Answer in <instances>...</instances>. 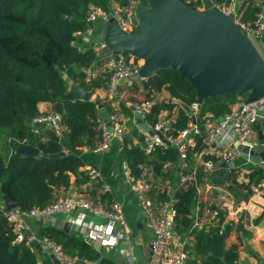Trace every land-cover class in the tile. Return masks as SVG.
Returning <instances> with one entry per match:
<instances>
[{
  "label": "trees",
  "instance_id": "1",
  "mask_svg": "<svg viewBox=\"0 0 264 264\" xmlns=\"http://www.w3.org/2000/svg\"><path fill=\"white\" fill-rule=\"evenodd\" d=\"M110 2L124 5L127 0H0V133L3 131L10 138L8 143L11 147V154L6 158L0 153V194L16 202L19 210L42 207L51 202L53 192L66 188L70 176L77 174L87 163L78 148L93 145L96 141L98 110L93 101L75 100L68 87L69 84H76L87 90L84 69L95 61L97 55L92 50L81 53L72 43L74 34L86 28L84 18L88 6L107 10ZM63 15H67L69 20L65 21ZM132 88L133 92L140 89L148 95L149 98L143 101H151L152 92L158 93L162 89L168 92L172 103L153 104V123L161 110L174 106L173 101L188 105L198 100L190 82L172 69L157 70L152 80H145L140 86L133 83ZM236 97L220 95L205 98L201 115L210 113L215 118H221L235 104ZM41 103L52 104L54 110L62 115L65 133L60 141L51 138L42 143L29 133L28 123L40 115L38 105ZM121 109L124 114L130 112L128 107L122 106ZM187 122L188 117L179 112L172 124L171 135L175 136L178 130L185 128ZM25 144L37 148L40 155L32 158L16 154V147ZM201 147L202 141L197 139L195 151ZM62 151L64 155L56 157ZM151 156L149 161L140 147H127L125 144L119 159L127 162L131 173L137 176L140 165L151 164L153 174L160 175L162 164L177 158L171 148L163 150L157 147ZM111 162V159H105V169L111 166ZM252 175L257 177L254 181L257 184L263 178V170L258 169ZM247 188L240 187L245 191L241 197L252 196ZM235 193L238 195V192ZM196 194L193 184H188L181 186L173 195L177 211L175 232L193 235L195 239L193 254L189 253L186 264H236L237 254L222 252L220 242L224 233L219 228L209 235L193 228ZM43 231L45 236L62 244L71 256L75 254L87 261L100 257V253L77 236L52 226L43 228ZM0 264H36L31 250L23 244L14 243L10 225L2 217ZM99 264L117 263L100 258Z\"/></svg>",
  "mask_w": 264,
  "mask_h": 264
},
{
  "label": "built area",
  "instance_id": "2",
  "mask_svg": "<svg viewBox=\"0 0 264 264\" xmlns=\"http://www.w3.org/2000/svg\"><path fill=\"white\" fill-rule=\"evenodd\" d=\"M141 0H127L124 5L117 4L103 10L95 5H89L85 24H93L102 21L106 27L116 24L124 34H132L137 26L136 9ZM214 8L223 16L229 18L241 32L246 35L257 49H260L259 41L264 36V0H258L257 10L250 18L246 11L249 8L247 1L241 0H211ZM90 32V30H89ZM254 40L258 41V45ZM105 45L98 47L97 56L105 51ZM104 69L108 76L107 98L119 109L123 100L120 81L139 72L141 65L135 58L125 51L118 52L116 57L108 55L104 58ZM247 99V98H246ZM240 101L237 105L230 107L229 111L215 123L209 118L201 115L202 102L199 100L185 105L179 101H173L176 107V118L179 112L188 117L186 127L178 130L175 136L171 135L172 117H157L155 123L151 120L153 103L142 101L132 104V109L140 121L137 134L141 137V150L145 155H151L154 148L171 147L181 162L182 168L187 165L189 155L194 162V167L188 174L181 173L179 176L180 187L193 184L195 171L203 168L206 172H213L217 168L229 165L240 157L235 142L249 149L260 148L264 151V94L257 100L246 102ZM259 122L262 139L259 140L254 124ZM210 127L205 133L201 124ZM29 133L40 142L45 143L53 138L60 141L65 133L62 124V115L56 111L40 114L29 121ZM50 131V136L45 133ZM97 139L93 145L81 147L83 151L95 155H103L108 152L115 142H122L125 131L120 116L116 112L108 115L106 121L97 117L96 119ZM149 132H160L169 143L165 146L156 135ZM197 139H201L202 148L195 151ZM249 162V160L246 158ZM262 180L251 187L252 194L264 193V163ZM101 166L96 165L86 169V177L90 182H100L101 193L111 192V187L101 180ZM121 174L129 191L134 195L137 206L142 210V215L152 231V239L148 244V258L142 264H186L188 254L185 250V241H173V232L177 211L175 200L168 190L162 198H154L157 193L152 187V167L140 165L137 176L125 161H121ZM154 192V193H153ZM211 214V209H206L203 219ZM60 215H75L71 222V228L79 235V231L85 233L82 241L93 248L95 242L99 243V249L93 248L100 253L101 249L116 250L121 257H126L128 264H135V258L129 251L120 249V245L129 242L121 230L126 225L123 207L120 203L112 201L110 206L102 204L99 200L92 198L89 193H80L57 198L42 207L29 210H7L0 194V217L4 218L10 225L14 235L15 244H23L34 252L36 247L49 252L58 264H82L85 260L74 258L69 255L62 244L57 243L48 236H37L28 224L29 220L40 221L44 218L54 219ZM90 217V220L86 218ZM80 236V235H79Z\"/></svg>",
  "mask_w": 264,
  "mask_h": 264
},
{
  "label": "crops",
  "instance_id": "3",
  "mask_svg": "<svg viewBox=\"0 0 264 264\" xmlns=\"http://www.w3.org/2000/svg\"><path fill=\"white\" fill-rule=\"evenodd\" d=\"M181 1H185V3L188 4L192 2L194 4L195 9H197L198 11H203V7L201 5L200 0ZM245 1L249 3V8L246 11V15L247 18H250L253 13L257 10L258 0H241V2ZM111 4L112 6H116L118 3L110 2L108 4V9L110 8ZM149 4L150 0L140 1V6L149 8ZM85 26V30L78 31L74 34V41L72 45L77 48V50L81 53L92 50L95 54H97L98 47L102 44L105 45L106 50L108 48V45L105 42V33L107 31L105 23H103L102 21H96L92 24L91 27H89L88 24H85ZM259 44L260 48L263 49L261 44H264V36L261 41H259ZM107 56L108 55L103 54V52L100 53L99 56H97V58L95 59V61L88 68L84 69L86 75L84 84L87 87V90H84L93 93V96L90 101H93V99L96 98L99 99L101 108L97 109L98 117L106 121L108 115L112 112H116L120 116L125 131L123 141L115 142L111 146L110 150L103 155L91 154L90 152L83 151L82 148H78V152L80 153V155H84L86 157L87 163L78 170L77 174L70 176L69 185L66 188L62 187L56 189L53 192V200L64 196L78 195L80 193H89L92 198L99 200L102 204L106 206H110V203L112 201H116L123 206L124 210H126L130 202L129 197L133 198L134 203H136V201L134 195L129 191L128 185L124 182L121 176V161L119 159V154L123 145L125 144L127 147H140V149L142 147V143L140 140L141 137L139 134H137L139 123L132 109V104L136 103L139 99L138 97L136 99V95H134L132 92L133 83L124 84L120 82L119 90H121V93L123 94L125 100L121 102L119 109H116L115 106H113V103L108 100V76L103 66L104 58H106ZM133 57L141 66L143 65L142 59L137 56ZM72 85L77 86L76 84ZM68 89L70 90V84ZM139 92H141L140 89ZM150 98L153 104L166 103L171 105L172 103L168 92L164 89H162L158 93L152 92L150 94ZM242 100H244V98L238 99V101L233 106L237 105ZM122 106L129 108V114H124L121 109ZM38 110L40 114L55 111L53 105L50 103L39 104ZM175 114L176 107L174 104V106H171V109L169 110H161L158 117H172V119L175 120ZM204 118H209L211 120V123H215L220 119L215 118L212 114L209 113H206L204 115ZM201 128L203 129V131H205V133L208 129H210V127L204 126V122L201 124ZM45 133L50 136V131L45 130ZM0 147L3 149L2 151L10 150L6 156L11 154V149H9V146ZM158 148L165 150L171 147ZM75 152H77V150H75ZM152 154L153 152L151 153V155ZM151 155L147 156L149 161L152 159ZM6 156L3 158H6ZM107 158L111 159L112 162L111 166L105 169L104 161ZM241 158L244 157L240 156L234 160L235 166L232 167L233 169L230 168L228 165H223L213 172H206L203 168L200 167L196 169L195 176L193 179V186L195 187L197 192L196 207L193 209L192 215L194 220L193 228H195L197 231H205L207 235L219 228L220 231L224 233L220 242L222 252L223 254H237L238 257L236 264H264V194H252V196L248 198L241 197L242 194L244 195L245 191L240 189V187H248L247 189L250 190L251 187L256 185L254 184V181L257 177H254L252 174L256 170H258H255L251 167L249 169H241L240 167H238V163ZM244 159L246 160V158ZM246 163L253 164L250 161L248 162L247 160ZM96 165L101 166V180L106 182L111 187L110 193H101L102 183H100L99 181L90 182L87 179L85 175L86 169L89 167H94ZM143 165H150L152 167V187H154V192L157 193L154 198H162L164 192H167L168 190L172 195H174L176 190L180 188V174H188L189 172H191L194 167V162L190 157V159L187 160V165L182 168L181 162L176 158L173 162H166L162 164L160 175L153 174L154 169L151 164ZM259 169L263 170V165H259ZM104 170L105 173H103ZM159 182L164 183V185L162 184L163 187L157 185V183ZM259 182H257V184ZM235 192H238V195ZM206 209H211V214L208 215L206 219H203L204 212ZM74 218L75 215H60L55 217L54 219L44 218L40 221L29 220L28 224L34 234H36L37 236H44L46 233L43 231V228L50 226L53 227L55 220L60 219L65 222L71 223ZM86 219L90 220V217H87ZM146 226L152 233L147 223ZM136 227L139 231L142 229V225L139 222L136 223ZM71 231H73V233ZM121 231L124 232L123 235L125 237L129 238V233L126 225ZM69 234L77 236L81 239V237L76 233L75 230H73V228H71ZM194 240L195 239L193 238V235H179L175 232L174 229L173 241L186 242L185 250L188 254V259L190 253L188 252V249L193 247V244L195 243ZM119 248L129 251L131 255L135 258L136 264H142L148 258V246L145 250L140 252L141 255L139 259H137L132 254V247L129 245V242H125L124 245H120ZM103 250L106 251V255H102L100 253V257L97 260H85V263L82 264H99L100 258H108L114 260L117 264H120L118 263L117 259H121V264H128L126 257H121L118 251L109 249ZM190 251H192V249ZM33 254L35 256L36 264H58L56 259L49 252L42 249L41 247H36V250L33 252ZM73 257L78 258L75 254L73 255Z\"/></svg>",
  "mask_w": 264,
  "mask_h": 264
},
{
  "label": "water",
  "instance_id": "4",
  "mask_svg": "<svg viewBox=\"0 0 264 264\" xmlns=\"http://www.w3.org/2000/svg\"><path fill=\"white\" fill-rule=\"evenodd\" d=\"M203 11L187 8L181 0H150L149 8L137 7L135 13L138 26L132 34H124L116 24L109 25L105 33L108 48L103 52L114 55L125 51L143 60L139 72L121 83L141 85L152 80L153 73L160 69H172L186 78L195 89L198 100L220 95H243L246 102L257 100L264 94V59L258 49L229 18L220 14L211 0H200ZM65 21L69 20L63 15ZM89 27L92 24H88ZM264 49V44H261ZM50 64V62H48ZM69 90V89H68ZM69 92L75 100L90 101L92 92L70 84ZM97 109L99 99H93ZM138 123L140 121L138 120ZM258 139L263 135L259 122L254 124ZM161 142L169 143L160 132ZM240 155L253 164L264 163V151L249 149L235 142ZM16 154L36 158L40 155L31 145H19ZM62 151L56 157H62ZM225 166V165H224ZM7 210L17 208V203L2 195ZM71 223L55 220L53 227L69 234ZM93 248L99 249L95 242ZM121 264V259H117Z\"/></svg>",
  "mask_w": 264,
  "mask_h": 264
},
{
  "label": "rangeland",
  "instance_id": "5",
  "mask_svg": "<svg viewBox=\"0 0 264 264\" xmlns=\"http://www.w3.org/2000/svg\"><path fill=\"white\" fill-rule=\"evenodd\" d=\"M182 5L187 7V8H191L194 10V4L192 2L185 3V1H181ZM255 44L258 45V41L254 40ZM258 51L260 52L261 56L264 59V50L262 48L258 49ZM133 92V91H132ZM134 95H136V99L138 97V101H143V100H147L148 95L146 93H142V92H133ZM248 95V93H245L243 95H237L236 97V101L235 103L238 101V99H242V98H246ZM137 101V102H138ZM234 105V104H233ZM233 105H231L230 107H232ZM210 114V113H209ZM5 132L2 131V133H0V146H5L8 147L10 146V144L8 143L10 141V138H8V136H6V134H4ZM8 144V146H7ZM9 149H11V147H9ZM3 149L0 147V152L2 157H5L9 151H2ZM239 166L241 169H249L250 167L253 169H259V165H253V164H249L246 163V160L244 158H241L239 161ZM251 165V166H250ZM230 168L235 166V161H233L232 163H230L228 165ZM233 169V168H232ZM122 176V174H121ZM162 184L164 185L163 182H159L157 183V185H159L160 187H163ZM236 189V187H235ZM130 202L128 204V208L126 210L123 209L124 215H125V221H126V226L128 229V233H129V245L132 247V254L139 259L140 257V252H142L143 250L146 249V247L148 246L149 240L152 238V233L150 232V230L147 228L145 220L143 218L142 215V210L137 206L136 203H134V200L132 197H129ZM123 207V206H122ZM210 207V206H209ZM202 216V215H201ZM200 216V217H201ZM139 222L142 225V229L139 231L136 227V223ZM75 228H73L74 230ZM73 233V231H71ZM79 235L80 237H84L85 233L82 231H79ZM192 248L188 249V252H190V254L193 252L190 251ZM100 253L102 255H106V251L101 249ZM138 263V260H137ZM136 264V262H135Z\"/></svg>",
  "mask_w": 264,
  "mask_h": 264
}]
</instances>
